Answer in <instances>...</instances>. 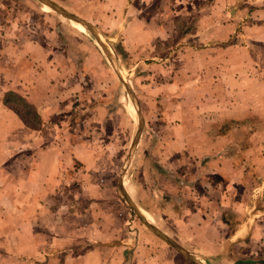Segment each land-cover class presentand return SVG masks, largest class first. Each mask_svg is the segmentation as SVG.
<instances>
[{
  "label": "crops",
  "instance_id": "obj_1",
  "mask_svg": "<svg viewBox=\"0 0 264 264\" xmlns=\"http://www.w3.org/2000/svg\"><path fill=\"white\" fill-rule=\"evenodd\" d=\"M119 1L123 11L112 16L123 17L132 10L135 12L134 7L145 0ZM98 15L105 14L103 11L93 14ZM60 28L50 29L52 34L46 31V41L26 39L19 44L13 39L0 43V264H189L181 258L180 252H184L189 261L196 260L199 264L218 263L214 257L224 258L227 263V259H234L236 254L243 252L244 241L249 240V245L260 242L248 217L246 223L234 226L235 220L228 214L232 211V218L243 217L241 210L246 206L248 186L251 187L255 177L264 174L260 173L264 170V158L253 160V150L226 153L228 144L237 145L244 140L237 135L242 126L214 135L211 131L218 129L217 124L209 122L200 129L203 137L186 138L176 133L177 127L166 125L170 132L164 143L169 150L154 153L157 164L153 168L146 163L145 170L138 173L131 169L135 155L128 156L129 163L124 165L118 190L131 207L135 205L138 214L153 216L157 225L163 223L162 228L153 226L146 216L144 223L127 218L120 202L114 201L126 219L115 213L111 200L89 201L83 207L85 214L81 215L76 211L79 201H64L65 183L69 184L65 173L74 169L75 160L84 163L87 169L90 165L99 175L108 169L106 161L102 162L103 158L94 150L96 136L105 142L107 139L102 137L112 134L114 116L119 113L133 124L131 113L129 116L123 108L104 104L97 107V118L109 116L102 121L103 125L100 121L96 124L97 132L89 127L91 133L88 135L89 131H84L86 126L73 132L69 126L64 128L70 124L71 113L64 104L74 95L89 93L93 96L91 93L97 88L92 83L98 85L105 63L96 44L83 33L68 24ZM225 31L218 26L202 31L204 50L199 55L203 54L204 59L193 61L190 70L195 75L203 66H215L219 89L221 83H226L227 74L234 73L228 63L241 64L236 58L227 57V51L222 48L227 38ZM142 32L145 33V29L140 27L138 35H144ZM68 34H72L71 38ZM131 35L132 31L128 30L123 45H131ZM71 41H77L76 48ZM215 71L203 75L204 79L215 78ZM8 91L22 97L35 109L45 128L40 138L35 135L40 128L29 126L6 103ZM254 98L251 113L264 112L262 106L255 104L259 101V93ZM249 127L258 131V121L251 122ZM257 138V134L252 135L250 144ZM129 140L126 137L128 143ZM186 144L189 158L177 154L179 146ZM11 145L15 150L9 151ZM241 156L249 158L250 163L244 164ZM109 159L121 161L119 156L106 160ZM180 167H184L181 172ZM142 176L146 183L138 179ZM76 177L86 181L83 184L85 195L93 189L101 194L112 191L109 183L105 188L96 187L97 180L91 173L78 172ZM226 178L229 183L242 182L244 178L250 181L236 196L237 187L228 193L226 185L219 182ZM4 208H10V217L4 216Z\"/></svg>",
  "mask_w": 264,
  "mask_h": 264
},
{
  "label": "rangeland",
  "instance_id": "obj_2",
  "mask_svg": "<svg viewBox=\"0 0 264 264\" xmlns=\"http://www.w3.org/2000/svg\"><path fill=\"white\" fill-rule=\"evenodd\" d=\"M47 1L0 0V43L13 39L19 44L26 39L46 41V31L52 34L50 29L61 30L62 25L68 24L75 31L81 32L74 25L75 23L84 25L87 32L81 33L96 44L105 65H103V74L98 78V85L92 83L97 89L91 94L96 96L88 95L89 93H85L84 96L74 95L64 104L63 107L71 111L70 119H68L70 124L65 125L64 128L69 126L68 129L73 132L76 129L81 131L80 127L86 126L84 131H89L88 135L91 133L89 127L97 132L96 124L100 121L99 124L103 125L102 121L107 120L109 116L101 115L97 118L99 105L110 104L111 108L116 106L123 108L127 115L132 114L133 125L131 121H126V116L123 119V113H119L114 116L115 129L112 134L102 137L107 140L100 141L98 135L96 136L98 138L93 140L98 157L103 158L101 161L107 163V171L105 169L99 175V172L94 171L90 165L87 169L84 163L77 160L72 165L74 169L65 171L69 184L65 183L64 201L70 203L74 200L79 201L76 211L80 215L85 214L83 207L89 201L111 200L110 203L119 216L124 214L120 207L115 206V202H120L124 206L127 218L144 223L146 216L153 226L162 228L163 223L157 225L153 216L147 213L138 214L135 205L130 206L118 190V186L124 165L129 163V155H135L131 169L142 173L146 163L152 168L157 164L154 153L160 154L169 150L168 145L164 143V140L169 138L170 132V128H166V125L177 127L179 130H176V133L178 131L180 137L186 138L203 137L200 129L209 122L217 124L218 129L211 131L214 135L228 133L234 127L242 126L243 129H239L237 135L244 137V140L241 144H228L226 153H233L235 150L241 154L253 150V160L264 158V112L251 113L256 93H259L260 98L255 104L264 108V105H261L264 104V98H262L264 92V0H145L134 7L135 12L132 10L123 17L112 16L113 13L123 11L119 0ZM102 11L104 16H93L94 13L101 14ZM139 11L141 18H139ZM63 13L73 17L70 18ZM139 19L141 22L138 21ZM216 26L226 30L227 38L222 48L227 51V57H234L241 62L239 65L228 63V67L233 69L234 73L227 74L226 83H221L220 89L215 66H203L197 74L194 73L195 75L190 71L193 68V61L197 58L204 59L203 54L199 55L204 50L200 37L202 31L211 30ZM140 27L145 29L142 36L138 35ZM128 30L132 31L129 39L130 46L123 45ZM68 36L71 38L72 34ZM138 39L141 41L139 42ZM73 44L76 48L77 41H73ZM109 56L111 61L108 59ZM209 71H215L216 75L215 78L211 77L209 81H206L203 75H207ZM101 78L104 79L103 82ZM11 93L7 92L5 100H8L10 106L18 108L32 125L40 128L38 132H35L36 138H40L39 134L42 135L45 128L42 127L41 120L35 118V109L31 105L34 112L26 108L20 100L10 95ZM254 121H258V131L249 127ZM75 134L78 133L75 132ZM256 134L257 140L250 144L249 138ZM126 137L130 138L129 143ZM179 147L180 151L177 154L189 158L188 145ZM12 150H15V146L11 145L9 151ZM117 156L121 161L106 160ZM240 159L244 164L250 163L249 158L241 156ZM114 168L115 171H111ZM180 168L179 171H183L184 167ZM78 172L91 173L97 180L96 187L100 185L105 188L104 185L111 184V194L109 192L101 194L93 189L85 195L83 184L86 181L76 177ZM262 172L264 173V170L260 171ZM151 174L154 175V173ZM138 179L145 182L146 178L142 176ZM226 179L225 181L220 179L219 182L223 186L226 185L228 193L237 187L239 191L235 195L248 186L250 181L244 178L242 182L229 183V178ZM148 184L151 185V182ZM154 184L152 183L155 188ZM248 188V196L244 202L246 206L241 210L243 217L239 219L236 215L234 219L232 211L228 214L229 218L235 220L234 226L246 223L248 217L252 221L250 224L255 228L253 233L256 231L255 236L259 235L261 241L255 245H249V240L244 241L243 252L236 254L234 259H227V263L224 258L214 257L213 260L219 261L218 263L205 264H241L239 263L241 261L243 264L246 262L264 264V174L259 178L255 177L251 187L249 185ZM6 195L9 197V192ZM151 205L149 203V206ZM246 208L247 212L244 211ZM8 209L10 208L3 209L6 217L11 216ZM163 211L164 209L159 213L160 216ZM0 212L2 215V209ZM122 219H126V216H122ZM180 254L186 262L189 264L192 262L186 258L188 256L184 252ZM198 262L195 260L192 263L199 264Z\"/></svg>",
  "mask_w": 264,
  "mask_h": 264
},
{
  "label": "trees",
  "instance_id": "obj_3",
  "mask_svg": "<svg viewBox=\"0 0 264 264\" xmlns=\"http://www.w3.org/2000/svg\"><path fill=\"white\" fill-rule=\"evenodd\" d=\"M10 95H12V96H14L16 99H18V100H20L21 102H22V105H24L26 108H28V109H32V107L22 98V97H20V96H16L15 94H13V93H11ZM6 103L8 104V105H10L9 104V102H8V100H6ZM13 109H14V111H16V113L20 116V117H22V119L29 125V126H31V127H37L36 125H32L24 116H23V113L18 109V108H16V107H12ZM33 110V109H32ZM32 110H30V111H32ZM29 111V110H28ZM33 112H34V110H33ZM34 116H35V118L37 119H39V116H38V114H37V112L35 111L34 112Z\"/></svg>",
  "mask_w": 264,
  "mask_h": 264
},
{
  "label": "bare ground",
  "instance_id": "obj_4",
  "mask_svg": "<svg viewBox=\"0 0 264 264\" xmlns=\"http://www.w3.org/2000/svg\"><path fill=\"white\" fill-rule=\"evenodd\" d=\"M77 29H79L81 32H87L86 28L84 25L80 24V23H75L74 25Z\"/></svg>",
  "mask_w": 264,
  "mask_h": 264
},
{
  "label": "water",
  "instance_id": "obj_5",
  "mask_svg": "<svg viewBox=\"0 0 264 264\" xmlns=\"http://www.w3.org/2000/svg\"><path fill=\"white\" fill-rule=\"evenodd\" d=\"M47 1V0H46ZM48 2V1H47ZM48 4H49V2H48ZM54 8H55V6H53ZM65 16H68V17H70V18H72L73 16H70V14H66V13H63Z\"/></svg>",
  "mask_w": 264,
  "mask_h": 264
}]
</instances>
